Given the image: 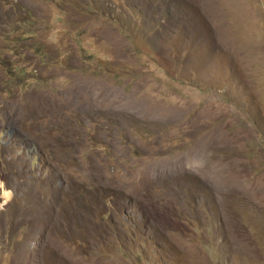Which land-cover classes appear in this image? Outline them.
I'll return each mask as SVG.
<instances>
[{
	"label": "rangeland",
	"instance_id": "rangeland-1",
	"mask_svg": "<svg viewBox=\"0 0 264 264\" xmlns=\"http://www.w3.org/2000/svg\"><path fill=\"white\" fill-rule=\"evenodd\" d=\"M0 264H264V0H0Z\"/></svg>",
	"mask_w": 264,
	"mask_h": 264
},
{
	"label": "bare ground",
	"instance_id": "bare-ground-1",
	"mask_svg": "<svg viewBox=\"0 0 264 264\" xmlns=\"http://www.w3.org/2000/svg\"><path fill=\"white\" fill-rule=\"evenodd\" d=\"M7 196H9V193L7 192Z\"/></svg>",
	"mask_w": 264,
	"mask_h": 264
}]
</instances>
